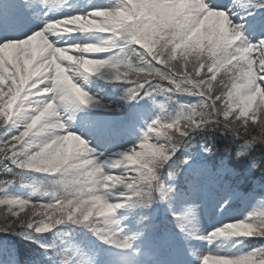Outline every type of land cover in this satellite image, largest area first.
Instances as JSON below:
<instances>
[{"label": "snow or ice", "instance_id": "6c2138e0", "mask_svg": "<svg viewBox=\"0 0 264 264\" xmlns=\"http://www.w3.org/2000/svg\"><path fill=\"white\" fill-rule=\"evenodd\" d=\"M71 7L0 0V264H264V243L239 254L193 243L264 241L262 210L206 234L195 227L209 201L222 200L220 212L237 200L264 204V0H115L57 15ZM74 34L102 39L70 43ZM105 69L127 101H165L139 142L118 152L74 130L81 111L124 110L83 86ZM84 123L111 147L114 129L91 115ZM217 133L230 139L226 160L213 162ZM197 136L199 158L189 151ZM27 178L30 196L8 191ZM157 206L163 221L137 212ZM169 215L176 231L163 226Z\"/></svg>", "mask_w": 264, "mask_h": 264}, {"label": "rangeland", "instance_id": "374dc122", "mask_svg": "<svg viewBox=\"0 0 264 264\" xmlns=\"http://www.w3.org/2000/svg\"><path fill=\"white\" fill-rule=\"evenodd\" d=\"M83 137H85L86 139H89L90 138L89 137V133H85V135H83ZM94 147H97V145L94 144ZM98 150L101 151V148H98ZM226 217H227V219L230 220V222H232L234 220H240V219H242L241 215H236V214L235 215L234 214H231V215L226 216ZM203 232H207V231L206 230H203ZM194 245H195V248L197 250L202 251V252H208L210 249L212 251H215V250L219 249V250H224V251L230 252V250L228 249V247H226L224 245H221V243L218 240H216L212 244H208L206 241H204L202 243H200V242L194 243Z\"/></svg>", "mask_w": 264, "mask_h": 264}, {"label": "trees", "instance_id": "16d2710c", "mask_svg": "<svg viewBox=\"0 0 264 264\" xmlns=\"http://www.w3.org/2000/svg\"><path fill=\"white\" fill-rule=\"evenodd\" d=\"M192 102H194V98L193 97L185 96L184 98L181 99V104H187V103H192ZM210 134L211 133H203L202 135H210ZM198 138H201V137L198 136ZM223 157H224V154L222 153V151L218 147L217 154L214 155V158L216 160H220Z\"/></svg>", "mask_w": 264, "mask_h": 264}]
</instances>
